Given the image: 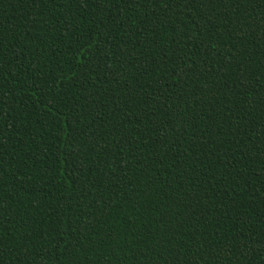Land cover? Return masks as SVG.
<instances>
[{"label": "trees", "instance_id": "1", "mask_svg": "<svg viewBox=\"0 0 264 264\" xmlns=\"http://www.w3.org/2000/svg\"><path fill=\"white\" fill-rule=\"evenodd\" d=\"M0 264H264V0H0Z\"/></svg>", "mask_w": 264, "mask_h": 264}]
</instances>
